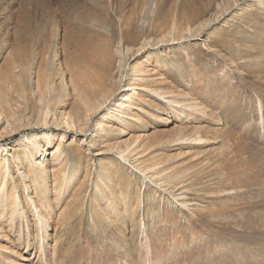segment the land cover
Wrapping results in <instances>:
<instances>
[{"label":"rangeland","instance_id":"obj_1","mask_svg":"<svg viewBox=\"0 0 264 264\" xmlns=\"http://www.w3.org/2000/svg\"><path fill=\"white\" fill-rule=\"evenodd\" d=\"M197 14L198 16L194 17ZM157 15L160 23L164 18L168 17L166 20H170L175 17L184 27L191 23L196 28H202L198 36L190 37L189 34L188 39L181 44L165 46L158 50L157 48L156 50L152 48L148 51L153 58H156L158 55L167 62L169 61L168 58L173 57L174 53L180 55L179 62L181 61L182 69H179L178 72L185 73V75L177 77L175 80H179L180 82L175 81L174 83L177 87L182 84V90L179 88L181 91L185 90L187 94L192 96L193 94L200 93V89L204 88L199 85L200 79L198 80L194 77L193 73L195 71H192L193 69L190 70L191 65L199 68L203 72L201 75L204 78L210 74L209 79H214L215 85L220 84L222 87H228L224 93L220 92L225 94L224 97L230 94L233 87L235 89L238 86L241 88L246 85L250 88L254 85L256 81L253 77H249L251 80L245 77L248 68H238L233 63L232 65L238 69L227 75L225 79H222L224 75L222 72L224 61L222 62V58L214 53L219 51L220 56L227 55L229 59L233 57L238 65L250 62L249 59L239 62L240 57L238 55L246 54L245 46L249 48L250 52H254V45H260V43L264 42V0H0V87H7L6 94L8 95L7 103L9 106L5 108L9 109L10 112L8 115V112H2V116L0 112V155L5 156L9 154L11 156L13 153L20 151L21 144H19V141L23 136L26 137L23 139L22 146L26 148L30 140L38 132H52L55 133V140H53L52 145L45 144V148L42 147L45 152L41 161L45 160L51 170H57L60 162H52L51 151L54 150L56 144L61 143L64 149L61 159L63 160L69 156L74 160L79 157L83 168L77 173L78 175L76 174L72 178L74 181L67 184V189L63 192L64 198L62 199V203L58 207L54 206V214L58 215L60 212L66 211V204L77 200L76 211L78 214L69 221L68 227L65 228V230L67 229L65 232L69 231L70 233L68 234L67 232L68 235H66L64 232V237L69 239V242L67 240L68 244L65 246L68 248V251L66 248L65 250H55L54 248L55 244L52 242V239L57 235L53 231L55 223L48 229L49 233L41 232L40 236L38 235L36 228L33 227V220L36 221L37 219L34 218V213L28 210L29 207H27L26 213L30 217V219H27L30 221L31 230L27 229L24 231L23 227L21 235L10 232L8 228L6 232L4 230L3 235H8L11 240L9 239V241L4 242L0 238V249H2L0 254L2 253L5 260H0V264H11L12 261H16L17 264H54V259L57 260L56 264H145V260H151L153 258L152 255L162 253L164 250L167 253L165 257L166 261L161 264H173L180 262L181 259L182 264H188L189 259L193 261L195 254H198L197 260L201 259L204 254L202 243L194 241L188 243L191 240H195L201 234L199 233L197 236L189 234V218H191L189 209L200 205L201 208L207 210L203 222H207L209 225L207 227L203 226L202 221H196L197 218L191 220L193 225L200 232L202 231L201 226H203L205 233L211 227L221 229L219 234L224 239L230 235V229L221 228L213 220L215 216H211L209 207H226L228 209L235 207L242 209L249 206L256 209V211L259 210L257 201L260 198H264V195H261L257 200L256 196L261 191L257 192L256 190H262L263 186L251 188L247 196L243 198L238 197L241 191H231V195L225 198H221L218 193L221 190L220 184L222 180L229 179L239 172L235 164L230 160V157H228L231 150L229 147H232V144H227L217 134L221 131L227 132L234 128L233 126L231 128L229 126V124L231 125L234 122H231L228 118L225 119L221 113V118L224 120L220 122L216 121L217 118L214 115L215 121L205 117L200 120L199 124H193L188 127L192 131L194 129L202 131L204 137L210 140L207 144L159 146L155 151V159L159 164L163 163L164 167H172L174 170H181L189 165H194V157L198 155L199 162H203L201 164L202 169H194L192 172L193 174L200 170L202 172L200 175H195V178H191L187 182V186L193 185L197 181L199 186L203 187V191L207 190L208 193L201 202L197 199L199 193L193 192V190L198 189L195 186L190 189L193 193H188L185 197L186 201L191 200L193 203L190 204L188 209H183L180 206V202L184 199L180 197L179 187L176 190H171L173 191V196L168 191L163 192L162 189L157 187L156 182H154L156 185L151 184L149 179L144 176L142 177L132 165L126 163V172L130 175L133 174L132 177L136 184L133 195H138V198L142 200V202L137 203L140 208L137 210L138 220L135 221L136 226L133 229L135 227L138 228L142 220L146 221L147 229L141 232L138 229L135 235L130 234L128 226L133 225L130 219L124 222L118 221L116 225H113L112 220H110L107 224L113 227L107 229L108 225L104 226L101 229L103 231L98 230L97 226H95L96 230L89 227L88 224L93 222L95 217L103 215L98 210L97 202L94 201L97 199L100 191L94 188L93 192L95 191V194L92 196V188H90L92 181L97 176V165L108 155L112 156L113 159L119 160V162H122V160L117 149L108 152V154L97 155L100 150L99 143L94 144L95 142H91V138L94 137L92 132L95 130L96 122L101 118V114L99 116H91L84 133L77 131V129L72 130L61 123L62 111L70 115V113H77L75 111L78 110L75 107H77L79 101L75 99L77 95L72 90L73 83L71 79L74 78L72 74V62H76L74 56L88 43V40L96 37L95 33L106 32L112 34L118 31V33H121V21L128 18H132L130 20L133 23L132 30L140 33L143 29H153L154 19ZM185 16L188 18L193 16L192 21L187 23L188 20ZM179 17H185V19H180ZM202 26H206V29H203ZM136 27L138 28L136 29ZM150 31L151 33L153 32L152 30ZM242 44H245V46L243 45L240 52L237 53L239 51L237 47ZM228 45H232L237 54H233V50L231 49L220 48V46L225 48ZM261 49L260 47L258 51ZM262 52L264 53V49ZM175 57L172 59L173 63H168L167 67H161V73H163L162 71L166 72L167 68L172 69L174 64L176 65ZM195 57L196 60L194 61L193 58ZM136 58H132L129 61L128 68L137 62ZM189 59L193 60L190 65ZM234 67L231 65L226 66L224 68L225 74L229 70H234ZM46 75L49 76L48 83L45 80ZM22 80L25 81L22 83ZM39 80L41 84L38 88ZM21 87L25 88V90ZM251 91L253 89H248L246 92L241 88V92L234 94V98L238 94L248 93L250 99L253 100L250 94ZM56 98H60L58 99V104L56 103ZM202 99L208 114L212 106H208L205 99L201 97L200 100ZM48 109L54 110V114L49 115V121L46 122L48 123L46 125L42 123L41 118L48 114ZM169 112L164 113L163 117L171 121L162 122L163 126L161 127L155 125L146 126V129H142V131L140 130L137 133H133L129 129L124 133L113 131L111 134L113 142L123 146L122 144L130 141V138L134 135L142 133L152 135L156 130L163 134L165 142L172 141L174 139V131L177 128L185 126L181 124V119L175 117L172 110H169ZM219 112L220 110L215 109L214 114L218 115ZM245 112L247 111L245 110ZM106 113L104 112V114ZM239 121L238 119L237 122L239 123ZM251 123V125H242L241 129H238L242 135L245 134L246 128L255 127L256 123ZM117 126L124 130V125L117 124ZM262 126H264V122ZM11 129L19 130L8 133ZM210 130H213L211 134H205V131ZM262 130L261 137L263 139H259L260 135L258 134L256 139L259 140L258 144L263 146L264 129ZM39 150L34 151L38 152ZM211 158H214L212 163L206 165ZM74 168L75 166H72L71 172L65 176L70 177L74 172ZM13 169L15 170L14 174L17 184L20 186L25 185L28 180L22 179L19 176V166L16 164L13 166ZM77 182H85L88 185L90 184V187L84 192L81 191L79 194L81 197L76 198L74 194L76 190H80L78 189L79 185H77ZM151 192L159 194L156 204L153 203L156 197L154 198V195L150 194ZM53 194L52 197L55 196L54 192ZM160 195H162L161 198H159ZM249 198H251V203H248ZM253 198L256 200H253ZM186 201L184 200V202ZM224 201L225 203H223ZM199 202L201 204H198ZM94 211H98L99 214L92 217V212ZM170 218L176 221L175 225L164 222ZM210 220H213V222H210ZM220 222L224 223L223 220ZM1 223L3 222L0 221V225ZM125 224H127L125 228L128 231L126 234L124 233L127 232L124 231L126 229L122 227ZM41 226L43 224L40 225V229ZM241 226L247 225L241 224ZM104 231H112L114 233L111 234L110 240H107L105 235H102ZM27 234L30 236V241L27 247H24L20 243L27 238ZM42 234L47 236L46 243H44L46 250L44 249L40 253L41 255H39L37 241L42 237ZM97 235V239H92ZM236 236L243 237L248 235L239 232ZM122 237V241H128L129 239L133 241L129 243V247L126 250L123 245L122 248L121 245L120 247L119 245H113L115 240ZM206 237L209 241L211 235ZM170 238H174V240L168 241ZM148 246L150 247L148 248ZM157 247L160 249L156 250ZM209 248L212 250L213 244H210ZM192 249H199L200 251L196 250L195 254L191 256L190 251ZM18 254L21 256L20 258L17 257ZM125 261L127 263H123ZM150 263L154 264L153 262ZM222 263L216 262L215 264ZM192 264L195 263L193 262Z\"/></svg>","mask_w":264,"mask_h":264},{"label":"bare ground","instance_id":"obj_2","mask_svg":"<svg viewBox=\"0 0 264 264\" xmlns=\"http://www.w3.org/2000/svg\"><path fill=\"white\" fill-rule=\"evenodd\" d=\"M196 16H198V14L194 15V17ZM185 17L179 18L185 19ZM158 18L157 15L154 19L153 29H150L153 31L152 33L148 29H143L140 33L136 32V30H132L131 27L133 23L130 22L132 18L122 19L121 33H118L119 31L116 33L113 32L112 34L106 32H93L96 37L92 36L93 38L88 40V43L74 56L76 62H72V74L74 75V78L71 79L73 83L72 90L76 93L77 98L75 99H78V104L80 105L78 106L77 104V107H75L78 109H76L77 111L75 112L77 113L75 114L70 113V115H67L62 111L61 123L63 126L69 127L72 130L77 129V131L84 133L91 116H99L101 114V118L96 122L95 130L92 132L94 137L91 138V142H95L94 144L99 143L100 150L97 155L108 154V152L117 149L122 160V162H119V160L113 159L112 156L108 155L97 165V176L92 181L91 187L90 184L88 185L85 182H77V185H79L78 189L80 190H76L74 194L76 198L81 197L79 195L80 192L86 191L89 187L92 188V196L95 194V191L93 192L94 188L100 191V194L97 195V199L94 201L97 202V206L99 207L98 210L101 211L103 215L95 217L93 222L88 224L92 229H95V226H97V229L101 230L102 227L108 225L107 223L110 220H112L113 225H116L118 221L124 222L129 219L133 224L128 226L130 234L135 235L138 229L140 232L147 229L145 220L140 221L139 227L133 229V227L136 226L135 221L138 220L137 210L140 208L137 203L142 202V200L138 198V195H133L136 184L132 177L133 174L130 175L126 172V163L132 165L142 177L144 176L149 179L151 184H155L154 182H156L158 185L157 187L162 189L163 192L168 191L172 195L173 191L171 190H176L179 187L178 191L180 197L185 201V197L188 193L195 192L199 193L197 199L201 202V200L206 197L208 193L207 190L203 191V187H200L197 181L195 184L187 186V182L191 180V178H195V175H200L202 172V170L195 174L192 172L194 169H202L201 164L203 162H199V158H197L198 155L194 157V165H189L181 170H174L172 167H164L165 165L163 166V163L159 164L155 159V151L159 146L207 144L210 140L204 137L202 131L199 129H194L192 131L188 129V127L193 124H199L200 120L205 117L215 121L214 115H216V121L220 122L224 120L221 118V113L224 115L225 119L228 118L231 122H234L231 123V125L229 124L230 128L231 126L234 128L227 132L221 131L217 134L218 137H221L227 144H232V147H229L231 150L228 157H230V160L235 164L239 172L235 173L229 179L222 180L220 184L221 190L218 192L220 197H229L231 191H241L238 197L243 198L247 196L251 188L259 186H263V188L262 190H256L257 192L261 191L259 195L256 196V199L258 200L261 195H264V145H259V140L256 139L257 134L260 135L259 139H263V137H261V130L264 129V126H262L264 122V53L262 52L264 49V42L260 43V45L255 44L253 48L254 52H250L245 44L237 47L239 50L237 53L240 52L243 45L246 51V54L238 55L240 57L238 61L243 62L249 59V63H241L238 65L233 57L229 59L227 55L220 56L219 51L214 53L222 58V62L224 61V65L222 66L224 75L222 79H225L227 75L238 68H248L246 71L247 73H245L246 79L253 77L256 82L250 88L246 85L241 88L246 92L248 89H253V91L250 92L253 100L250 99L248 93L238 94L235 96L236 98H234V94L241 92L239 86L235 89L234 87H229L231 88V92L227 97H224L225 94L220 92L224 93L228 87H222L220 84L215 85L214 79H209L210 74L204 78L201 75L203 72L194 65H191L190 70L193 69L192 71H195L193 73L194 77L198 80L200 79L199 85L204 87L203 89L205 90L200 89V93L190 96L185 90L181 91L182 84L177 87L174 83L175 81L180 82L179 80H175L177 77L185 75V73L178 72L179 69H182L181 61L179 62L180 55L174 53L173 57L168 58L169 61L167 62L158 55L156 58H153L148 51L152 48L154 50L157 48L158 50L165 46L181 44L188 39L189 34L190 37L198 36L202 28L192 26L190 21H192L191 19L193 16L190 18L186 17L188 20H186L187 23L190 24L185 27L182 26L175 17L170 20H166L168 17L164 18V22L161 19V23ZM202 27L206 29V26ZM137 28L138 27H136V29ZM260 47L262 49L258 51ZM220 48L231 49L233 50V54H237L232 45H228L225 48L220 46ZM174 57L176 65L174 64L172 69L167 68L166 72L162 71L163 73H161V67H167L168 63H173L172 59H174ZM196 57L193 58L194 61ZM132 58H136L137 62L128 68V63ZM191 59H189V65L193 62ZM232 63L238 68L234 67ZM228 65L234 67V70H229V72L225 74L224 68ZM229 69H231V67H229ZM45 80L48 83V75L45 76ZM24 81L25 80H22V83ZM123 82L125 83L124 85ZM40 84L39 80L38 88ZM46 87L50 90L48 86ZM6 88L7 87L4 86L0 87L1 116L2 112H8L7 115L10 113L9 109L7 110L5 108L9 106L7 103L8 95L6 94ZM22 89L25 90V88ZM118 97H120V99L117 100ZM201 97L205 99L208 106H212L208 114L203 99L200 100ZM60 98H56L57 104ZM215 109L220 110L218 115L214 114ZM169 110H172L175 117L181 119V124L185 126L177 128L174 131V139L172 141L165 142L163 134L156 130L152 135H147L145 133L134 135L130 138V141L124 142L125 144L123 143V146L113 142V138L111 137L113 131L124 133L129 129V131L131 130L133 133H137L140 130L142 131V129H146V126H163L162 122L171 121L163 117L164 113H170ZM245 110L247 112H245ZM48 111V114L41 118L42 123L46 125L48 124L46 122L49 121V115L54 114V110L48 109ZM104 112L107 113L104 114ZM238 119L240 120L239 123L237 122ZM249 121L255 122V127L246 128L245 134L242 135L238 129H241V126L245 124L251 125L252 123ZM117 124L124 125V130L117 126ZM18 130L19 129H11L8 133H13ZM212 132L213 130L205 131V134H211ZM54 135L55 133L52 132H38V134L30 140L26 148L22 146L23 139L26 137L23 136L19 141V144H21L20 151L13 153L11 156L9 154L5 156L0 155V221L3 222L0 225V238H2L4 242L9 241V239L11 240L8 235H3L4 230L6 232L7 228L10 232L20 235L23 233V227L24 231L27 229L31 230L30 221L27 219H30V217H28L26 213L27 207H29L28 210L32 211L34 213V218L37 219L36 221L33 220V227L36 228L38 235L40 236L41 232L49 233L48 229L55 223L53 231H55L57 235L54 236V238L52 237V242L55 244L54 248L55 250L68 249L65 246L68 244L67 240L69 242V239L64 237V232L67 230H65V228L68 227L69 221L78 214L76 211L77 200L71 203L69 202L68 204L65 202L67 205L65 207L66 211H62L58 215L54 214V206L58 207L62 203V199L64 198L63 192L67 189V184L74 181L72 178L83 168L81 161H79V157L74 160L69 156L63 160L61 159L64 154L61 143L56 144L54 150H50L52 152V162H60L58 165L60 169L51 170L47 166L45 160L41 161L45 152L42 147L45 148V144L52 145L53 140H55ZM4 147L2 148L4 149ZM37 149L40 150L35 152L34 150ZM214 158L208 160V164L206 165L211 164ZM215 159H217V157ZM14 163L19 166V176L22 179L28 180L23 186L17 184L14 174L15 170L13 169V166H15L13 165ZM72 166H75L73 174H71L70 177H66L65 175L71 172ZM195 186H197L198 189L192 192L190 189ZM53 192L55 193V198L52 197V195H54ZM130 194L132 195L130 196ZM150 194H153L154 198L156 197L153 202L156 204L159 194L152 192ZM161 196L162 195H160L159 198H161ZM254 199L255 198H253V200ZM184 200H181L180 206L183 209H188L193 201L189 200L184 202ZM200 202L198 204H201ZM223 203H225V201ZM248 203H251V198H249ZM257 203L259 204L258 211L249 206L242 209L235 207H231L230 209L226 207L208 208L211 216H215L213 220L218 223L221 228L230 229V235L225 239L219 234L221 229L216 227H211L209 231L205 233V228L203 226L207 227L209 225V223L203 222L207 210L201 208L200 205L196 208L189 209L191 215V218H189V234L191 236H197L199 233L201 234L196 237L195 240H191L188 243L193 241L202 243L204 254L201 259L197 260L196 257L198 254L196 255L195 252L196 250H200L192 249L190 255H195L193 256V261L189 259L188 264H192L193 262L195 264H215L216 262H223L222 264H264V198H260ZM97 214H99L98 211L92 212V217ZM196 218V221L203 222L201 232L191 221ZM213 220H210V222H213ZM221 220L224 221L223 224L220 222ZM164 222L173 223L172 225L176 224V221L171 218ZM41 224H43V226H41L40 229ZM241 224L247 226L242 227ZM126 226L127 224L122 227L125 228ZM110 227L113 226L108 225L107 229H110ZM125 229L124 231H127V228ZM67 232L68 234L70 233L69 231ZM67 232H65L66 235H68ZM239 232H243L244 235L247 234L248 236H236ZM103 233L102 235H105L107 240H110L111 234H114L112 231H104ZM124 233L126 234L128 231ZM208 235H211L209 241L206 237ZM26 237L27 238L20 243L23 244L24 247H27L30 241V236L28 234ZM97 237L98 235L94 236L92 239H97ZM122 239L123 237L115 240L113 245H119V247L121 245V248L124 246L126 250L129 247V243L133 241H131V239L122 241ZM46 240L47 236L42 234V237L37 241L39 255H41L40 253L46 248L44 244ZM173 240L174 238H170L168 241L171 242ZM210 244H213L212 250L209 248ZM149 247L150 246H148V248ZM158 249L160 248L157 247L156 250ZM0 252H2V249H0ZM166 254L165 250L162 253H155V255H152L153 258L151 260H145L144 263L151 264L150 262H153L154 264H161L166 261ZM128 256H130V254H128ZM17 257L20 258L21 256L18 254ZM0 260H4L2 253L0 254ZM56 263L57 260L54 259V264ZM123 263L127 262L125 261ZM180 263H183L182 259L180 262L173 264ZM11 264L17 263L16 261H12Z\"/></svg>","mask_w":264,"mask_h":264}]
</instances>
